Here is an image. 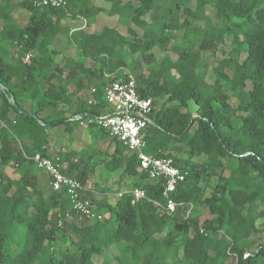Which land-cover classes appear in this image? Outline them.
<instances>
[{"label":"trees","instance_id":"16d2710c","mask_svg":"<svg viewBox=\"0 0 264 264\" xmlns=\"http://www.w3.org/2000/svg\"><path fill=\"white\" fill-rule=\"evenodd\" d=\"M64 1L0 0V82L31 114L0 89V264H264V0ZM18 9L29 14L25 22L15 19ZM101 15L127 33L114 25L89 31ZM62 37L76 49L73 67L56 62ZM204 52L222 57L213 78ZM125 72L153 103L145 152L188 172L172 195L175 212L165 210L164 179H150L138 154L96 121L113 113L105 88ZM81 115L90 117L74 119ZM86 121L100 132L87 165L72 152L48 154L51 127L71 134ZM36 153L60 158L103 219L82 217L66 191H42ZM99 169L133 178L132 188L115 201L107 189H88ZM135 189L146 197L136 200Z\"/></svg>","mask_w":264,"mask_h":264},{"label":"built area","instance_id":"2783aa9c","mask_svg":"<svg viewBox=\"0 0 264 264\" xmlns=\"http://www.w3.org/2000/svg\"><path fill=\"white\" fill-rule=\"evenodd\" d=\"M33 4L36 7H66L64 0H33ZM85 27L86 21L84 20L83 28ZM29 59L30 55L26 60ZM125 77L110 83L105 88V100L113 113L99 116L96 121L110 137L120 140L129 151L138 154L140 169L150 179H164L165 210L175 212L178 204L173 200L172 195L178 185L187 179L188 172L177 167L170 158H154L145 152L147 147L145 130L150 125L146 117L149 118L153 103L150 99L140 97L136 80L132 74L125 72ZM89 103L91 104V102ZM31 159L40 170L49 175L51 186L56 192H67L73 209L82 217L89 220L103 219V215L96 212L91 202L83 199L82 193L86 191V188L76 179L63 174L60 158L44 157L40 153H36ZM133 195L136 200L146 197L145 192L141 189H135ZM156 204L160 205L157 202Z\"/></svg>","mask_w":264,"mask_h":264},{"label":"rangeland","instance_id":"374dc122","mask_svg":"<svg viewBox=\"0 0 264 264\" xmlns=\"http://www.w3.org/2000/svg\"><path fill=\"white\" fill-rule=\"evenodd\" d=\"M172 3V0H169V4ZM105 8H109V4L107 3H101ZM17 13H19V17H23V15H27L28 13L24 10L18 9ZM209 14L213 15L212 12L209 11ZM69 22V21H68ZM82 20H77L74 24L76 28H79L81 26ZM116 26L122 33L126 34L127 33V27L122 24V22H119L118 20H113L109 18L107 15H101L98 17L97 22L90 27L88 30L91 32H100L103 30L104 27H112ZM59 50L62 52L61 56L56 59V62H60V59L62 57H65L67 60L70 61V65L73 67L74 62L78 59L76 49L73 48L69 42V38L62 37V40L60 41V44H58ZM172 58H176L174 54H171ZM203 59L207 62V65L209 67V72H210V78H213V67H216L222 58L220 53L216 56V58H212L210 52H204L202 53ZM9 57L7 58V61H9ZM88 67L91 66V61H87L86 63ZM211 81V80H210ZM72 87V86H71ZM250 87V86H249ZM73 89V88H72ZM89 99H84L85 102H87ZM232 104H237V101L235 99H232L231 101ZM191 106H194V104H191ZM87 123H84L82 126H77L72 124V130L73 133L68 134L64 132L65 127L64 126H55L51 127L49 129V133L54 135L55 137L51 140L54 146V149L59 152V154H64V153H69L72 152L74 153V158L77 159H84L85 165L88 164V156L91 154L95 153L96 147V136L99 134V129L98 128H88V121ZM182 159L185 158L183 155H179ZM5 171V168L0 165V171ZM12 174L11 172H9ZM104 176L107 174L106 172H103ZM110 176H113V178H117L116 181L118 182H109L104 184V181L101 182V176L96 175L91 178V183L89 184L88 189L92 191H99V185L101 187H106L108 188V197L112 200L115 201L117 196L121 193L128 192L134 183L133 178H127L125 181L121 182L120 178L117 177L120 175L119 172L116 174H108ZM17 177V176H15ZM101 182V183H100ZM205 212V211H204ZM107 217V216H106ZM26 230L25 224L21 227L20 231L16 234L13 242L11 245L7 248L8 252H10L12 255H16V253L19 251L21 243L25 239L24 232ZM259 244L264 245V241L261 240L258 242ZM98 264L102 263V260L97 261Z\"/></svg>","mask_w":264,"mask_h":264},{"label":"crops","instance_id":"0c3cea01","mask_svg":"<svg viewBox=\"0 0 264 264\" xmlns=\"http://www.w3.org/2000/svg\"><path fill=\"white\" fill-rule=\"evenodd\" d=\"M19 13H17V11L14 13V17H15V19H17V20H23L24 22L26 21V19L28 18V16H29V14H27V15H23V17L21 16V18L19 17V15H18ZM23 22V23H24ZM22 23V24H23ZM14 58H15V53L12 51V54L9 56V61H13L14 60ZM67 59L65 58V57H62L61 59H60V61L62 62V64H64L65 63V61H66ZM72 91V90H71ZM81 95H83L84 97H83V101H84V99L86 98V99H89V96H88V92L87 91H82L81 93H80ZM69 109V106H64L63 107V110H65V111H67ZM84 123H87V122H84ZM84 123H82L81 124V126L84 124ZM4 126V123L0 120V127H3ZM55 136L54 135H52V137H51V133H50V139H49V149H48V154L50 155V156H52V157H55V155H57L58 157H60L59 155V152H57L55 149H54V146H53V143H52V139L54 138ZM99 150L100 149H102V150H105V145H100L99 147ZM110 153H112L113 152V150L112 151H109ZM70 153V152H69ZM75 156V155H74ZM75 159H77V158H75ZM63 165V164H62ZM103 172H106L107 174H105V176H104V174H103ZM109 173L107 172V171H103L102 169H99L97 172H96V174H95V176L96 175H100L101 176V182L102 181H104V184H106V183H109V182H112V183H114V182H118V181H116V179L117 178H113V176H110V175H108ZM38 176H39V180H38V185H39V188L42 190V191H46V190H48L49 188H50V186H51V178L49 177V175L46 173V172H44V171H42V170H40V169H38ZM100 182V183H101ZM91 183V180L89 181V183H88V187H89V184ZM98 189H108V188H106V187H101L100 185H99V188Z\"/></svg>","mask_w":264,"mask_h":264},{"label":"water","instance_id":"95a60500","mask_svg":"<svg viewBox=\"0 0 264 264\" xmlns=\"http://www.w3.org/2000/svg\"><path fill=\"white\" fill-rule=\"evenodd\" d=\"M0 89L6 94V96L9 98V103L10 105L16 109L19 113L21 114H24V115H31L23 110H21L18 106V104L16 103V100L15 98L9 94V91L8 89L0 82ZM85 116L87 117H90V115H81L79 118L78 117H75L74 119H81V118H84ZM35 117V116H34ZM73 119V120H74ZM146 119L150 122L151 125L153 126H156L155 123L148 117H146ZM41 125H44V126H49V124H45L44 122L42 121H39ZM249 256V255H248ZM248 256L246 257V260L248 261Z\"/></svg>","mask_w":264,"mask_h":264}]
</instances>
